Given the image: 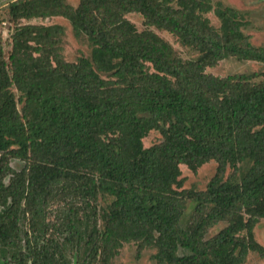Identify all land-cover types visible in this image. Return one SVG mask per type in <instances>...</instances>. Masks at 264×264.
Wrapping results in <instances>:
<instances>
[{"label":"trees","instance_id":"obj_1","mask_svg":"<svg viewBox=\"0 0 264 264\" xmlns=\"http://www.w3.org/2000/svg\"><path fill=\"white\" fill-rule=\"evenodd\" d=\"M5 10L14 29L7 59L0 44V264H110L130 243L153 250L155 264L264 259L253 235L264 219V72H205L231 57L264 64L240 12L209 0H13ZM129 13L196 56L138 32ZM55 16L86 38L88 57L63 60L60 26L20 22ZM152 131L160 138L145 147ZM210 161L204 189L178 190L180 165ZM58 199L72 204L62 244L43 238Z\"/></svg>","mask_w":264,"mask_h":264},{"label":"rangeland","instance_id":"obj_2","mask_svg":"<svg viewBox=\"0 0 264 264\" xmlns=\"http://www.w3.org/2000/svg\"><path fill=\"white\" fill-rule=\"evenodd\" d=\"M13 0H0V44L3 47L4 58L7 59L8 52L11 49L9 36L13 32L14 25L9 22L8 15L6 13V6ZM213 7L220 5L222 7H230L237 10L242 14L246 22V26L243 29L244 33L249 36V41L253 46L264 47V0H209ZM65 2L73 7H76L78 0H65ZM210 24L213 27L219 26V21L211 10L206 14ZM125 18L130 21L138 32L149 29L153 31L157 36L166 41L172 46L177 55L183 60H189L196 56V53L180 44L177 37L169 33L166 30L158 29L155 27H147L144 23L142 15L139 13H129L125 15ZM21 24L31 25H58L61 27L63 34L61 35L60 43V55L63 60L68 62H74L80 57H88L90 54V46L83 36H75L69 22L60 17H50L42 20L40 18L31 19L28 21L22 20ZM206 73L218 77H226L234 74H247V75H260L264 72V64L251 61H239L233 57L220 61L215 67L207 68ZM259 79V77L257 76ZM256 78V79H257ZM13 91H15L13 89ZM159 134L157 132H150L144 139L143 144L145 147L152 145L159 140ZM10 165L17 168L21 164L15 160H11ZM216 168V162L210 161L199 167L196 172H192L186 166L180 165L181 178L183 179L182 187L178 190H194L199 191L205 188L209 179L213 176ZM230 173V169L226 174ZM67 204V205H66ZM69 203H65L63 200H57L53 202L47 208V222L53 229H50L45 237H52L55 241L62 244L65 242L64 233L60 234L57 228L61 229V224L58 226L61 218L69 210ZM224 224H219L218 227L213 228L208 232L207 236L214 234L218 229L222 228ZM254 239L257 243L264 247V219L259 222L253 228ZM153 250L142 249L138 251L135 244H125L119 251V254L113 258L110 264H155L151 258ZM64 254L71 259L72 253L65 251ZM245 264H264V259L260 258L257 253L249 252Z\"/></svg>","mask_w":264,"mask_h":264}]
</instances>
